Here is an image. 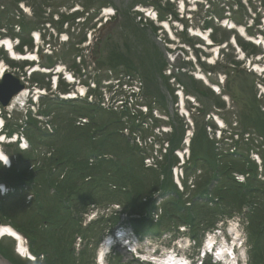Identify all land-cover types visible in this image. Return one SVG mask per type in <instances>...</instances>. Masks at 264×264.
Listing matches in <instances>:
<instances>
[{"label":"rangeland","instance_id":"rangeland-1","mask_svg":"<svg viewBox=\"0 0 264 264\" xmlns=\"http://www.w3.org/2000/svg\"><path fill=\"white\" fill-rule=\"evenodd\" d=\"M181 4L182 0H0V36L10 39L15 51L25 56L16 59L6 47L0 46V63L5 65L7 72L26 84L25 106L17 99L8 110L0 108V114L6 117L3 121L8 124L5 131L7 137L25 130L26 138L31 140L34 148H38L39 153L45 149L40 158L53 151L55 145L42 144L44 141L38 135L39 130L34 128L55 132L60 129L58 117L71 116L69 111L80 114L79 117L72 115L74 121L80 120L81 114H84L89 122L91 118L97 120L96 128L110 124L114 132L120 129L123 136L113 134L114 143L110 145L114 147L108 148L106 153L116 160L118 154L126 153L123 151L126 147L134 150V158L131 157L133 164L128 167L126 177L131 183L142 182V186L146 187L151 184L150 180L158 178L162 184L159 190L166 191L161 198L165 211L178 215L177 218L168 215L162 221V227L158 225L156 228H175V225L189 222L191 234L200 238L205 230L217 229L224 222L220 230L226 236L233 222L239 219L246 227L247 221L250 222L248 212L252 206L264 209V95L261 93L264 78L251 71L248 64V60L251 66L264 63V46L249 40L258 41L260 38L264 43V0H185L184 12ZM77 6L80 10H76ZM104 7L115 9L113 24L95 35L99 22L97 18ZM142 7L153 10L150 14L153 19L157 11L159 20L145 17L144 13L148 12ZM83 17L86 20H82ZM164 22L169 23L171 30L168 32L162 26ZM36 34H40L38 45L34 40ZM198 35L211 40V43L208 45ZM233 38L245 54L244 60L239 58L243 53L238 52L232 43ZM260 57L262 59L258 60ZM36 67L37 73H30ZM68 75H72L76 82H71ZM55 77L59 84L57 88L53 83ZM79 80L82 82L78 83ZM221 80L224 81L222 84ZM86 88L89 89L86 98L78 96L66 102L56 99L68 93L77 94ZM54 109L49 116L44 114ZM89 122L73 130V138H81L87 147L91 145L82 138L84 134L96 136L100 132L96 128L90 131ZM0 146L11 162L8 168L0 161V180L17 186L23 177L17 178L13 166L31 152L21 151L19 143ZM234 147L240 153L232 154ZM251 148L253 151L247 152ZM185 150L189 153L184 154L185 164L181 167L178 155ZM255 154L262 162V177L258 176L260 181L235 182L234 173L246 175L247 172L252 174L253 169L255 171L252 165ZM144 155L150 157L153 167H144ZM119 159L124 160L122 156ZM256 164L258 173H261L259 163ZM176 166H179L178 172L183 169L185 175L184 180L180 178V183L173 174ZM187 168L190 172L188 179ZM95 169L101 172L100 175L95 172V183L101 184L102 190H96L80 180L81 188L71 194L75 204L68 198L72 189H68L67 193L62 190L68 205L62 207L59 221L55 224L60 234H48L56 248L52 245V249H38V239L34 243L38 259L33 262L19 253L13 238L4 236L0 240V261L4 260L5 264H96L97 247L104 235L105 223L89 225L90 233L86 229L88 226L80 227V231L85 232L78 234L87 238L88 233L93 236L90 239L93 243L78 253L73 249L76 233L70 232V219L66 216L69 205L73 211L80 212L87 208L83 206L85 202L103 206L112 202V198L115 202L119 201L106 197L109 185L107 180L103 181L105 170ZM139 172L143 174V179L139 177ZM122 183L118 178L117 184ZM186 183L189 185L187 188ZM232 183L244 187L232 185L228 188ZM221 185H226L227 189H222ZM181 186L184 190H177ZM209 189L210 199L217 194V201L214 198L209 201L202 196ZM31 190L29 194H34V199L41 200L45 206L43 221L46 222L52 210L50 197L56 194V190L50 188L48 195L40 192L38 185ZM167 191H173L176 196L169 195ZM20 194L23 196L14 199L16 211L13 219L3 222L13 224V220L18 224L19 221L23 225L21 227L29 228L34 223L32 210L38 205L29 203L31 199L28 196L23 198L24 190ZM11 202L7 200V205H13ZM239 202H243L242 206ZM143 204V210L144 206L148 208V203L143 201ZM121 205L122 210H128ZM239 207H244V214ZM257 218L251 222V227L261 228L264 225L263 217ZM261 219L262 226L258 223ZM50 220L54 221V218ZM22 234L27 238L29 247V237ZM261 235L264 244V229ZM255 248V242L249 238L246 247L248 264H258L253 259L264 255V246ZM124 259L123 254L117 252L108 257V263L141 264Z\"/></svg>","mask_w":264,"mask_h":264},{"label":"trees","instance_id":"trees-1","mask_svg":"<svg viewBox=\"0 0 264 264\" xmlns=\"http://www.w3.org/2000/svg\"><path fill=\"white\" fill-rule=\"evenodd\" d=\"M238 23H241V21H238ZM60 105V102H59ZM93 105V104H92ZM94 106V105H93ZM59 109V108H58ZM55 109L53 111L49 110L47 111L46 114L47 116H49L50 114L54 113ZM69 113L71 114V116H67L64 115H60L58 117L59 120H57V124L58 126H60V129L54 132V133H47L44 132V130H41L39 128H34L35 130H39L38 131V135L40 137V139H42L41 142L42 144H46V145H55V149L52 148V157H47L44 156L42 158H40V154L42 155L43 152L38 151V148H33L30 152L28 153V155L21 160L19 163H17L15 166H13V169L16 170L15 174H17V178H21L20 182H18L17 184V190L19 189H25L27 186L33 188V186L38 185L40 187V192L43 193H48L50 188L55 187L56 188V194H51V204H52V210H50L51 212L49 213V220L43 221V218H45V206L41 204V200L35 199L33 200V204L36 203V205H38L37 207H34L32 210V214H33V219H34V223L30 224V227H21L23 225L20 224V222L18 221V224H16L13 220H12V225L18 229L19 231H21L22 233H24L25 235H27L30 239V247H31V252L36 255L37 252H35V241H38V239H40V241H38V244H36L41 250H48V249H52V245L54 246V248H56V244H53L51 242L53 241L48 237V234H50L51 236H53L55 233L60 234V230L59 228H57V226H55V224L58 223L59 221V215H60V210H62V207H64L66 205V202H64L65 200H67L65 198V193H62V190H64L66 193L68 192V189H72L71 191H69V196L68 198H70V202L75 204V198L74 196H72L70 193H72L73 190H76L78 188H80L81 184H79V181L81 179H84L86 176H91L93 178L92 181L88 182V183H84V184H90L92 185L96 190H99L101 186V184H96L95 180L97 175H100V173L95 169V167H97L98 169H104V179L103 181L108 182V185L110 183H114V185H116V189L117 190H112L111 186L109 185V187H107V192H106V197L111 198L114 197L115 199L119 200L118 202H120L121 204H123L126 209H128L130 212L133 213H142L147 211V206H144V210L142 209L143 204V198L145 197H149L151 196L154 192L159 191L160 187L162 186V184L160 183V181L158 180V178H154L151 181V184L148 185L147 187L144 185L142 186V182L141 183H131L130 178L126 177V174L128 173V167L133 164L132 163V158L134 153H136L134 150H130L129 148H125L126 153L123 154H118V158H116V160L113 159H109V160H105V159H99L96 164L94 166H89V157L92 153H97L98 155H103L104 153H106V151L108 150V148H113L114 145H110L112 143H114L113 139H112V135L114 134L117 136L122 135L121 130L118 129L116 130V132L113 131V129L110 128V124H106L104 126H97V120L95 121L93 118H91V121L89 122V128L90 131L94 128H96L97 130L99 129L100 132L96 134V136H90L89 134L85 133L84 137H82L85 141H87L88 143H90L91 147H87L85 146V144L83 143L82 139L79 138L77 140H75L73 138V130L76 129V121H74L75 119L72 118V115H76L75 117H79L80 114H74L72 111H69ZM55 115V114H54ZM85 117L84 114H81V117ZM64 117V118H63ZM53 118H56L55 116H53ZM97 118V117H95ZM91 124V126H90ZM112 125V124H111ZM75 127V128H74ZM33 129V130H34ZM79 129V128H77ZM84 129V128H83ZM102 131V132H101ZM103 133V136H101V134ZM119 133V134H118ZM85 135H88L87 138H85ZM123 136V135H122ZM46 141V142H45ZM72 141L74 144H72ZM40 143V142H38ZM75 145V146H74ZM96 145V147L94 146ZM100 145V148L98 147ZM129 145V144H127ZM102 147V148H101ZM98 148V149H96ZM109 151V150H108ZM240 153V152H236ZM243 155V153L241 154ZM122 156L124 158V160H120L119 157ZM134 158V157H133ZM142 160H144V157L142 158ZM143 162V161H142ZM38 167L33 168V169H29L31 165H37ZM160 164V163H158ZM254 167L255 165L252 164ZM67 168L68 171L66 170ZM66 170V171H65ZM254 170V169H253ZM251 170L252 174L251 177L248 179V182H252L256 181L255 178V173H256V167H255V171ZM66 172L67 177L65 179H60L62 172ZM95 172H97L98 174L95 175ZM189 171L188 168L186 169V177L188 179L189 177ZM250 173V172H247ZM29 174V175H28ZM139 177H141L143 179V174H141L139 172ZM27 177V178H24ZM76 177V178H75ZM116 182H115V179ZM118 178H120L123 183L122 185L117 184V180ZM229 179H232L229 177ZM113 182H112V181ZM125 180H128L125 181ZM235 183V182H234ZM232 183L231 185L228 186V188H232V185H236ZM127 185H131V187L128 189ZM147 185V184H146ZM69 186V187H68ZM223 186L222 189H227L226 185H221ZM238 187H244V186H240V185H236ZM68 187V188H67ZM102 190V189H100ZM220 191L219 186L217 187V192ZM43 193H42V197H43ZM48 195V194H47ZM64 195V196H63ZM221 195V194H218ZM19 196H22V194H19L18 192L14 193V194H10L7 197H4L1 199V210L0 212H2L1 217L3 219L4 222H9V220L11 221L10 218L13 219V216L15 215V211H16V206L14 205V199L18 198ZM72 197V199H71ZM24 198V197H23ZM49 198V199H50ZM25 199V198H24ZM45 200H47L46 198H44ZM7 200L8 201H12L13 205H7ZM116 200V201H117ZM90 201V200H87ZM104 201H108L105 200ZM11 202V203H12ZM115 202V200L112 198V202L109 203H113ZM244 202V201H243ZM243 202H239L240 205L243 204ZM108 203V204H109ZM255 203V202H254ZM30 206L31 208L33 207ZM94 204V203H93ZM90 205L89 203L85 202V205L83 204V206H88ZM242 206V205H241ZM240 206V207H241ZM15 207V209L13 208ZM239 207V209H241ZM256 207V206H254ZM81 212V210H80ZM253 217L257 218L259 215L263 217L264 219V209L261 208H253ZM14 214V215H13ZM31 214V215H32ZM47 214V213H46ZM174 214V213H172ZM176 214V213H175ZM171 215V213H170ZM54 218V221H51L50 219ZM257 218V219H259ZM254 220V218H253ZM138 224H136L137 227H142V223L137 221ZM259 225H263V221L262 219L258 222ZM71 225H69V230L71 233H78L80 232V228L78 226V222H77V218H71L70 219V223ZM21 225V226H20ZM254 226V225H253ZM250 227V232H249V238L252 242H255V246L257 248L259 247H263V239H262V235H261V231L263 232V227L264 225L260 228V226H256L253 228ZM63 235V234H61ZM61 235H59L61 237ZM39 237V238H38ZM60 242H62V240L59 239ZM43 247H42V246ZM42 247V248H41ZM38 257V255H36ZM255 257V256H254ZM253 260H255L254 263H258V264H263L264 262V255H261L260 258L255 257ZM39 261V260H38ZM47 261V260H46ZM37 263H41V262H37Z\"/></svg>","mask_w":264,"mask_h":264},{"label":"bare ground","instance_id":"bare-ground-1","mask_svg":"<svg viewBox=\"0 0 264 264\" xmlns=\"http://www.w3.org/2000/svg\"><path fill=\"white\" fill-rule=\"evenodd\" d=\"M184 5V0L181 4V6L183 7ZM108 12H111V9H108ZM168 30H171L170 26H169V23L165 22L163 24ZM233 43H237L236 39L233 38ZM0 46H4L6 47L12 54L14 57L16 58H24L25 56L24 55H20L19 53H17L15 51V46L14 44L11 42L10 39H0ZM34 59V58H33ZM7 73V68L5 67V65L1 64L0 63V77L2 74H5ZM26 95V90L21 92L20 95H18L17 97L14 98L12 104L14 105V102L18 99L20 100L22 96ZM20 97V98H19ZM0 159L4 160L6 163L9 162V158L8 156L5 154V152L2 150V148L0 147ZM7 235H10V236H15L18 238L19 242H20V245H19V249L21 252H24V251H27V246L26 244L24 243V239L21 235L18 234V232L13 229L12 227L10 226H6V225H3L1 228H0V236H7ZM125 239L123 238L122 242L124 241ZM212 242H214V239H210L209 241V245H212ZM237 243V241H235ZM105 252V249L102 250L101 252V257H103V253ZM149 259V257L147 258ZM145 259V260H147ZM155 262L158 263V264H163L162 262H165L164 259H159L157 257L154 258ZM3 263H5L4 261H2ZM170 262V260L168 261Z\"/></svg>","mask_w":264,"mask_h":264},{"label":"water","instance_id":"water-1","mask_svg":"<svg viewBox=\"0 0 264 264\" xmlns=\"http://www.w3.org/2000/svg\"><path fill=\"white\" fill-rule=\"evenodd\" d=\"M25 88L21 79L14 74L7 72L0 80V105L6 108L13 97ZM1 225V219H0Z\"/></svg>","mask_w":264,"mask_h":264},{"label":"flooded vegetation","instance_id":"flooded-vegetation-1","mask_svg":"<svg viewBox=\"0 0 264 264\" xmlns=\"http://www.w3.org/2000/svg\"><path fill=\"white\" fill-rule=\"evenodd\" d=\"M113 22H110V24L104 26L103 28L100 29L99 33H101L103 30L107 29V27L111 26Z\"/></svg>","mask_w":264,"mask_h":264},{"label":"clouds","instance_id":"clouds-1","mask_svg":"<svg viewBox=\"0 0 264 264\" xmlns=\"http://www.w3.org/2000/svg\"><path fill=\"white\" fill-rule=\"evenodd\" d=\"M8 163H9V162H8ZM8 163H7V164H8ZM4 191H6V190H4V189L0 188V194H3V193H4ZM102 245H103V243H102ZM107 250H108V249L106 248V249H105V251H107Z\"/></svg>","mask_w":264,"mask_h":264}]
</instances>
